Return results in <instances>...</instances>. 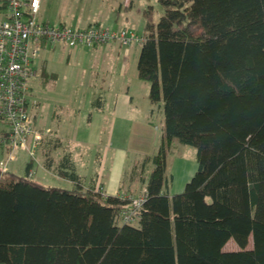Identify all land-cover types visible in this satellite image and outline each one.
I'll return each instance as SVG.
<instances>
[{
    "label": "trees",
    "instance_id": "1",
    "mask_svg": "<svg viewBox=\"0 0 264 264\" xmlns=\"http://www.w3.org/2000/svg\"><path fill=\"white\" fill-rule=\"evenodd\" d=\"M159 2L158 21L144 11L137 63L151 114L163 106L157 152L107 195L85 184L61 137L43 135L44 167L73 186L35 179L33 161L0 169V264H264V0ZM175 138L197 149L198 168L171 195ZM134 184L145 200L137 224L122 223Z\"/></svg>",
    "mask_w": 264,
    "mask_h": 264
},
{
    "label": "rangeland",
    "instance_id": "2",
    "mask_svg": "<svg viewBox=\"0 0 264 264\" xmlns=\"http://www.w3.org/2000/svg\"><path fill=\"white\" fill-rule=\"evenodd\" d=\"M108 1H110L109 5ZM113 1L43 0L42 10L37 18H44L53 22V24L64 22L68 27L74 29L85 28L88 26V18L99 13L100 11H96V9H101L102 7L105 11L100 14L104 16L101 17L107 18V20L110 18L114 20L115 27H111L112 29L142 34L145 26V9L152 7L155 21H158L164 12L159 0H130L131 2L127 5L125 0H121L120 4H114ZM130 4L131 6L129 7L128 5ZM113 6H116V10L122 6L121 13L117 12L113 16ZM113 41L117 44V50L114 53L109 52V54L105 52L106 55L102 54L101 56H93L90 53L94 48H83L78 54L75 50L77 48L60 47L59 45L48 47L42 53L45 63L41 66V71L36 78L30 81L32 94L39 101V105L34 109L38 115V120L35 123L45 127L47 130L48 127L54 128L55 131L61 130L62 132L60 133L67 140L64 148L70 149L73 153L77 171L82 175L87 173V176L91 177H97L95 173L99 171L97 165L99 161L95 159V154L97 152L101 154L102 143L105 141V135L99 136L95 134L89 124L93 99L100 95L102 86L105 89L107 88L106 85H109L111 93L114 95L124 93L128 88H131L140 98L145 95V88L146 92L150 90V83L140 80L137 76V63L141 45L135 42L123 44L118 40H112V42L99 45L98 47L111 46L114 43ZM99 66L102 72H99ZM107 67L108 70L105 71ZM103 72L107 77L102 75L104 74ZM142 104L145 105L146 103L142 102ZM134 111L135 109L130 112ZM130 114L132 115V113ZM149 119L155 122L156 130L158 133L161 131L162 134L165 125L164 111L160 112L157 108L153 115H149ZM35 123L33 120L34 125H36ZM114 142L123 148L128 144L126 142V134H121ZM127 147L130 149V144ZM157 147L150 154L156 153ZM141 149L143 148L141 147ZM142 152L144 151L142 150ZM140 157L138 156V158ZM3 158L1 157V159ZM179 159L182 161H194L195 166L197 165L198 167L197 149L175 138L172 141L171 154L169 156L170 167L175 165ZM23 160L24 158H19L16 163L9 165L10 168L19 174H23L25 172ZM152 167V165L147 167L145 174ZM197 167L193 169L194 174L197 171ZM128 170L129 168H127L123 176L127 177ZM173 174H171L169 186L171 195L175 194L177 190L182 192L185 185L192 178V176L184 177L181 169L173 172ZM177 177L181 179L177 181ZM173 179L175 180L173 181ZM44 182L56 186L65 187L68 185L64 179L54 180V178H50ZM126 185L122 186L123 190L127 189ZM225 249L236 250L238 246L231 240L227 243Z\"/></svg>",
    "mask_w": 264,
    "mask_h": 264
},
{
    "label": "built area",
    "instance_id": "3",
    "mask_svg": "<svg viewBox=\"0 0 264 264\" xmlns=\"http://www.w3.org/2000/svg\"><path fill=\"white\" fill-rule=\"evenodd\" d=\"M41 0H0V161L2 173L9 172L8 164L27 154L38 162V149L43 135L33 124L37 99L30 81L38 76L43 63L42 52L57 45L94 47L118 40L123 44H142L144 35L107 26L91 25L71 28L65 23L51 24L37 16ZM35 170L31 171L34 176ZM132 206L121 210L120 221L137 224L139 209L145 195L131 196Z\"/></svg>",
    "mask_w": 264,
    "mask_h": 264
},
{
    "label": "crops",
    "instance_id": "4",
    "mask_svg": "<svg viewBox=\"0 0 264 264\" xmlns=\"http://www.w3.org/2000/svg\"><path fill=\"white\" fill-rule=\"evenodd\" d=\"M120 1L121 0H114L113 3L120 4ZM109 2L110 1H108V5ZM129 2L131 1L125 0L126 5ZM42 6H43V0H41L39 13L42 10ZM128 6L130 7L131 4ZM115 7L116 6L112 7L113 16L117 14V12L121 13L122 6H120L117 10L115 9ZM96 11H100V12L97 13L95 16H90L88 18V23H87L88 26L86 27H89L91 25H102V26L105 25L110 28L115 27V23L112 18L107 20V18H103L104 17L103 15H100L104 13L105 11L104 8L101 7V9H96ZM39 20L53 24V22L45 20L44 18ZM145 23H146V19H145ZM59 46L61 47L62 45ZM98 46L99 45L91 47L94 48V50L90 52L91 54H93V56H97V55L101 56L102 54L106 55L105 52H107L108 54L109 52L114 53L115 50H117L118 48L115 42L111 46H106V47L104 46L98 47ZM83 48H89V47H78L75 50L78 52V54H80ZM44 63H45V59L43 58V63L41 64V66ZM41 66L39 67L40 68L39 71H41L42 68ZM107 70L108 67L105 71ZM99 72H102L100 66H99ZM102 75L104 77H107L105 73ZM106 87L107 88L105 89V87L102 86V90L99 93L105 99L104 108L101 110L95 109L93 107V102H92V111L89 118V124L92 127L94 133L98 134L99 136L105 135V141L102 143L103 147L101 148V154H99V152L97 153L94 152L96 153L95 159L99 161V163L97 164L99 171L95 173L97 174V177L87 176V173L85 175L82 174L81 175L83 176L86 185L94 184L96 185V187H101L102 191L105 194L116 195L118 193L125 192V190L122 189V186L125 177L123 176V174L127 170V168L130 167V165L134 162V160L138 158V156L149 155L154 150V148H156L159 145L162 134L161 131L160 133H158V131L156 130L155 122L149 119V115H153L151 114V109L153 108V105L149 101V92L148 91L146 92V88L144 92L145 95L140 98L135 94L134 90H132L131 88H128V90L124 93H117L114 95L111 93V88H109V85H106ZM37 102H38L37 104L38 106L39 101ZM142 102L146 104L144 105L142 104ZM157 108L159 109L160 112L163 111V106L162 104H160L157 107H154L155 109L154 113L156 112ZM134 109H135L134 111L135 113L130 112L131 110ZM130 113H132V115ZM33 120L34 123L38 120V115L34 110H33ZM34 127L37 130L45 129V127H42L41 125H37V124L34 125ZM48 130L51 131L53 135H57L58 137H61L64 144L66 143L65 141L67 140L65 139L63 134L60 133L62 132L61 130L55 131L54 128L52 127H48ZM121 134H126V142L130 144L131 146L130 149L127 147L128 144L126 145V142H125L126 146H124L123 148L120 145L115 144L116 142H114V140H116V138H119ZM141 147L143 149H141ZM142 150L144 152H142ZM3 156L4 154L0 153V161H1V157L3 158ZM19 158L21 159L24 158L23 160L24 168L26 171L27 164L30 163V159L27 154L20 155L16 158V160L10 162L8 164L9 172L10 171L15 172V170L10 168L9 165L16 163ZM194 167L195 169L197 167V165L195 166L194 161H187V160L182 161L181 159H179V161H176V164L172 165L171 167L169 162V172L173 174V172L179 171L181 169L184 177H191V176L193 177ZM34 170L36 171L35 179L41 181L44 184H46L44 181H47L50 178H54V180L64 179L58 176L55 172L48 170L44 167V158L41 154V149L38 152V162L35 163ZM180 179H181L180 177L176 178L177 181H179ZM64 180L68 183L66 187L73 186V184L70 181L66 179ZM174 180L175 179H173V181ZM132 189L133 190L136 189V184L132 185ZM142 189L143 188L139 186V188H137L135 191V195L142 194V191L144 190ZM179 192H181V190L175 191V193H179Z\"/></svg>",
    "mask_w": 264,
    "mask_h": 264
}]
</instances>
